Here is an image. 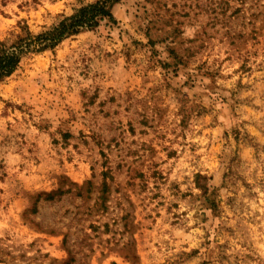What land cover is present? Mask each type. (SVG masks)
Listing matches in <instances>:
<instances>
[{
	"label": "rangeland",
	"instance_id": "1",
	"mask_svg": "<svg viewBox=\"0 0 264 264\" xmlns=\"http://www.w3.org/2000/svg\"><path fill=\"white\" fill-rule=\"evenodd\" d=\"M96 0H0V42ZM0 83V264H264V0H121Z\"/></svg>",
	"mask_w": 264,
	"mask_h": 264
},
{
	"label": "trees",
	"instance_id": "2",
	"mask_svg": "<svg viewBox=\"0 0 264 264\" xmlns=\"http://www.w3.org/2000/svg\"><path fill=\"white\" fill-rule=\"evenodd\" d=\"M121 0H96L82 6L57 26L39 35H33L27 27L11 43L0 42V83L10 77L22 60L30 55L55 48L64 40L84 31L95 30L102 21H114L112 10Z\"/></svg>",
	"mask_w": 264,
	"mask_h": 264
}]
</instances>
